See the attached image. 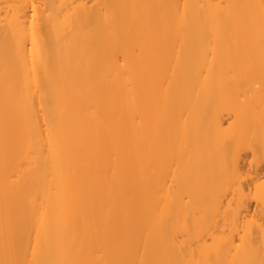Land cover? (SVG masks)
Wrapping results in <instances>:
<instances>
[{
  "label": "bare ground",
  "instance_id": "1",
  "mask_svg": "<svg viewBox=\"0 0 264 264\" xmlns=\"http://www.w3.org/2000/svg\"><path fill=\"white\" fill-rule=\"evenodd\" d=\"M0 264H264V0H0Z\"/></svg>",
  "mask_w": 264,
  "mask_h": 264
}]
</instances>
